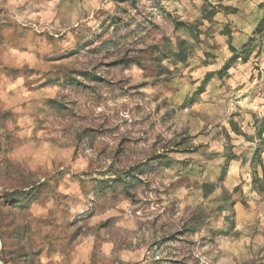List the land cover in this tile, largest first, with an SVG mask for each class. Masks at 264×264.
I'll use <instances>...</instances> for the list:
<instances>
[{
	"label": "rangeland",
	"instance_id": "374dc122",
	"mask_svg": "<svg viewBox=\"0 0 264 264\" xmlns=\"http://www.w3.org/2000/svg\"><path fill=\"white\" fill-rule=\"evenodd\" d=\"M0 264H264V0H0Z\"/></svg>",
	"mask_w": 264,
	"mask_h": 264
},
{
	"label": "bare ground",
	"instance_id": "6f19581e",
	"mask_svg": "<svg viewBox=\"0 0 264 264\" xmlns=\"http://www.w3.org/2000/svg\"><path fill=\"white\" fill-rule=\"evenodd\" d=\"M10 114V113H9Z\"/></svg>",
	"mask_w": 264,
	"mask_h": 264
}]
</instances>
